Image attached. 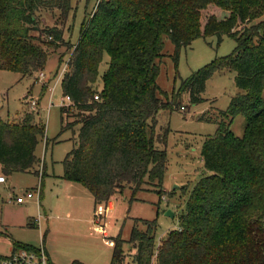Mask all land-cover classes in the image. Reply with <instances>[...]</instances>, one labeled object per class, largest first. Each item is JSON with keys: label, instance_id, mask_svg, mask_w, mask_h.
<instances>
[{"label": "trees", "instance_id": "trees-1", "mask_svg": "<svg viewBox=\"0 0 264 264\" xmlns=\"http://www.w3.org/2000/svg\"><path fill=\"white\" fill-rule=\"evenodd\" d=\"M209 7L216 11L204 16ZM71 9V0H0V72H40L49 54L66 45L61 26ZM217 10L226 15L219 18ZM46 13L51 26L43 21ZM212 36L233 39L234 51L192 72L163 101L166 92L157 84L163 58L176 69L181 49ZM165 39L173 46L170 56L163 52ZM66 46L61 90L75 124L63 123L66 106L61 123L77 133L61 179L87 189L94 209L124 189L135 195L148 182L160 188L166 152L158 146L168 130L155 132L157 114L176 109L182 93L193 105L203 102L205 84L217 71L235 74L241 94L219 112L215 133L201 145L205 174L193 185L177 230L155 248L156 221H140L143 228L134 225L127 243L135 250L132 264H151L154 257L156 264H264V0H99L81 22L77 43ZM239 115L244 127L236 137L230 125ZM43 131L30 113L18 122L0 118L3 177L33 169ZM109 243L112 264H122L124 241Z\"/></svg>", "mask_w": 264, "mask_h": 264}, {"label": "rangeland", "instance_id": "rangeland-1", "mask_svg": "<svg viewBox=\"0 0 264 264\" xmlns=\"http://www.w3.org/2000/svg\"><path fill=\"white\" fill-rule=\"evenodd\" d=\"M98 1L71 0L72 9L61 26L66 45L77 43L81 22ZM213 11L216 9L209 7L203 15H210ZM215 13L219 18L226 15L219 10ZM43 21L47 26L55 23L47 13L43 14ZM66 45L49 54L43 69L33 76L0 72L1 120L18 122L24 114L30 113L34 116V124L44 128L35 150L38 163L28 173L4 176L6 182L0 183V256L18 249L20 246L14 248L17 242L21 246L44 245L51 264H112L109 242L120 237L124 241L122 264H132L135 250L127 241L134 225L143 228L140 221H156L155 248L168 232L177 230L178 218L190 191L205 174L200 157L201 145L215 133V119L219 112L225 111L231 98L240 93L234 85L235 74L226 69L217 71L205 84L203 102L193 105L187 93H182L176 109L157 114L155 132L168 130L165 144L158 146L166 152L162 186L158 188L148 182L135 195L124 189L112 196L106 205H101L107 210L97 217L89 191L78 183L60 178L62 162L71 151L77 133L76 126L72 130H63L61 123L60 108L66 106L63 123L67 120L75 124L73 110L68 109L62 95L63 77L58 79L68 61ZM235 45V41L226 36L221 42L216 36L198 38L189 47L181 49L176 69L168 56L163 58L157 78L158 86L166 92L163 101L173 98L181 80L215 59L229 56ZM163 52L169 56L173 53V46L166 39ZM106 61L105 56L99 67V77L105 71ZM41 74L44 79L40 78ZM262 96L264 98V91ZM29 97L36 101L34 111L27 103ZM180 107L184 110L180 111ZM243 127L244 120L239 115L233 119L230 130L240 137ZM38 186L40 196L34 195L23 204L15 203V198L26 191H35ZM167 211H171L174 217H166ZM151 264H156L155 257Z\"/></svg>", "mask_w": 264, "mask_h": 264}, {"label": "built area", "instance_id": "built-area-1", "mask_svg": "<svg viewBox=\"0 0 264 264\" xmlns=\"http://www.w3.org/2000/svg\"><path fill=\"white\" fill-rule=\"evenodd\" d=\"M66 71V65L63 67L60 76L58 79L62 77V74ZM41 79H44V76L40 75ZM67 102V106L71 104L69 98H64ZM94 99L97 100V97H94ZM27 103L30 105V109L32 111L35 110L36 101L29 97L27 100ZM180 111H183L184 108L180 107ZM5 178L3 176H0V183H5ZM36 196H40V187L38 186L35 191H26L24 194H22L20 197L15 198L16 204H23L25 200H30ZM162 201H165V198H161ZM107 209H103L101 205L97 206L94 209V213H96L95 216L99 217L101 216L103 212H106ZM0 264H51L48 260V257L44 251L43 248L39 247L38 249L31 248L27 249L24 247H19L18 249L13 250L9 255H2L0 256Z\"/></svg>", "mask_w": 264, "mask_h": 264}, {"label": "crops", "instance_id": "crops-1", "mask_svg": "<svg viewBox=\"0 0 264 264\" xmlns=\"http://www.w3.org/2000/svg\"><path fill=\"white\" fill-rule=\"evenodd\" d=\"M61 178V177H60ZM93 203H94V201H93ZM18 246H20L21 244H19V243H17V242H15ZM160 244V243H159ZM158 244V245H159ZM109 245H110V243H109ZM32 248H35V249H38L39 247H41V248H43L44 249V251H45V253H46V255H47V257H48V254H47V251H46V249H45V247H44V245H42V246H39V247H34V246H31ZM48 260H49V257H48ZM50 262V261H49Z\"/></svg>", "mask_w": 264, "mask_h": 264}, {"label": "water", "instance_id": "water-1", "mask_svg": "<svg viewBox=\"0 0 264 264\" xmlns=\"http://www.w3.org/2000/svg\"><path fill=\"white\" fill-rule=\"evenodd\" d=\"M166 217H169V218H173L174 215L171 211H167L166 214H165Z\"/></svg>", "mask_w": 264, "mask_h": 264}]
</instances>
